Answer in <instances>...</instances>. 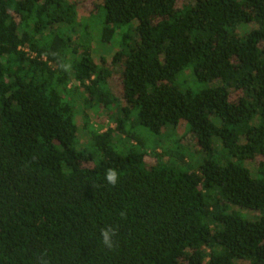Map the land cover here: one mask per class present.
<instances>
[{
    "label": "trees",
    "instance_id": "trees-1",
    "mask_svg": "<svg viewBox=\"0 0 264 264\" xmlns=\"http://www.w3.org/2000/svg\"><path fill=\"white\" fill-rule=\"evenodd\" d=\"M84 1L0 0V264H264V0ZM180 122L194 153L135 132Z\"/></svg>",
    "mask_w": 264,
    "mask_h": 264
},
{
    "label": "rangeland",
    "instance_id": "rangeland-1",
    "mask_svg": "<svg viewBox=\"0 0 264 264\" xmlns=\"http://www.w3.org/2000/svg\"><path fill=\"white\" fill-rule=\"evenodd\" d=\"M184 0H179V2H183ZM93 3L90 0H85L83 2V4L76 6L77 9V17L79 19V21H89V17H90V7L91 4ZM93 5H95L93 3ZM248 29L251 28L252 26H245ZM93 48V54L95 56V60L98 61L99 57H105V58H110L111 54L114 52V49L111 47V45L109 44H103L102 42H98L97 40L94 41V43H92ZM182 83L179 85L182 89L185 88H192V89H199L201 87H203V85H197L193 80L192 77H189L187 75H182ZM109 84L112 86V88L115 90L116 88V81L115 80H111L109 81ZM78 100L80 101V99L78 98ZM121 101V100H120ZM78 106V110L81 109V104H77ZM81 113V112H80ZM87 115L90 119L89 123L90 125L99 130L100 132H104L107 128H114V121L113 118L115 117V110H113V107L106 109V108H93V107H88L87 108ZM78 124H79V128L77 131V137H78V141H79V147H83L85 145V143L88 140V134L87 131L84 130L83 128H81V124H82V120L81 118L78 116L77 118ZM135 132H137L138 136H140L144 142L146 143L147 146L151 147L152 145H155L156 148V152L160 153L162 151V149H166L168 151H170V153H173V144H171L172 142L175 141L174 138L178 139L181 143V149L183 147H187L190 151H195L196 148L194 146L193 143V139L191 138V136L189 134L186 133L185 131V125L183 122H180L179 125L171 130V129H164L161 133L157 134V135H152L146 128L138 126L137 129L135 130ZM116 140V143L123 145L124 139L122 136L116 134L114 135V141ZM129 143H133L131 140L128 141ZM157 142H159L157 144ZM194 153V152H193ZM163 161H168V156L167 155H163L162 157ZM202 158V154L200 153H195L190 154L185 156L186 161H192V162H199L201 161ZM247 167L254 172L255 166L254 163L247 162ZM247 217L250 219H254L256 214L253 212H245Z\"/></svg>",
    "mask_w": 264,
    "mask_h": 264
},
{
    "label": "clouds",
    "instance_id": "clouds-1",
    "mask_svg": "<svg viewBox=\"0 0 264 264\" xmlns=\"http://www.w3.org/2000/svg\"><path fill=\"white\" fill-rule=\"evenodd\" d=\"M70 67H71L70 65L64 66L66 71L69 70ZM119 179L120 176L116 169L108 168L106 170L104 180L108 185L115 187L118 184ZM121 215H123V213H121ZM116 234H117V230L114 227H106L100 231V242L103 244V246L106 249L108 250L113 249L115 245V241L113 237H115Z\"/></svg>",
    "mask_w": 264,
    "mask_h": 264
}]
</instances>
